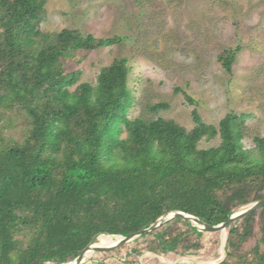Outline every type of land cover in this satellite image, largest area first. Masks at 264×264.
<instances>
[{"label": "trees", "instance_id": "obj_1", "mask_svg": "<svg viewBox=\"0 0 264 264\" xmlns=\"http://www.w3.org/2000/svg\"><path fill=\"white\" fill-rule=\"evenodd\" d=\"M43 14L44 0H0V264H60L100 232L126 236L176 210L218 224L264 198V134L244 146L247 114L230 111L212 124L193 108L189 129L163 117H130L127 58L103 66L93 84L78 83L81 70L66 72L63 63L125 37L45 32ZM238 49L218 55L229 73ZM17 125L19 136L11 133ZM216 137L217 145L199 147ZM205 232L219 231L177 217L135 241L145 239L153 253L184 254L201 249ZM226 232L216 264H264V207ZM125 245L101 241L109 249L95 252Z\"/></svg>", "mask_w": 264, "mask_h": 264}, {"label": "rangeland", "instance_id": "obj_2", "mask_svg": "<svg viewBox=\"0 0 264 264\" xmlns=\"http://www.w3.org/2000/svg\"><path fill=\"white\" fill-rule=\"evenodd\" d=\"M65 27L125 37L120 44L77 51L63 63L66 72L81 70L78 83L93 84L103 66L127 58L134 94L130 117H163L189 129L193 108L212 124L234 111L248 115L246 148L253 147V136L264 134V0H44L40 29ZM236 47L229 73L218 55ZM177 87L196 102L190 104ZM156 102L168 106L153 111ZM11 133L19 136V126ZM218 142L202 139L199 147ZM201 241L197 252L157 254L144 249L140 238L113 252H93L84 264H215L225 257L221 232H205ZM133 248L141 252L127 255Z\"/></svg>", "mask_w": 264, "mask_h": 264}, {"label": "water", "instance_id": "obj_3", "mask_svg": "<svg viewBox=\"0 0 264 264\" xmlns=\"http://www.w3.org/2000/svg\"><path fill=\"white\" fill-rule=\"evenodd\" d=\"M263 207H264V198L253 201V202L241 207L240 209L232 212L231 214L228 215V217L225 221L218 223V224L206 223V222L202 221L200 218H198L197 216L183 212V211H180V210H176V211H173L171 213H165V214L161 215L150 226L142 228L140 230H137V231H135L129 235H126V236L113 235V234L104 233V232L97 233L94 236V238L92 239L91 244L83 252H81L79 255H77L73 259H71L67 262H62L60 264H84L87 261V259L89 258L88 252L93 253L96 250L109 249L108 247H99L98 242H99V238L102 235L115 237V239L112 240L111 245L120 246V245L129 243V242L135 240L137 237H139L140 235H142L146 232L153 231V230L163 226L167 221L173 220L177 217H184L185 219H187L189 221V223H191V225H193L197 229L205 230V231H219V232L223 233L224 234V241L222 243V246L224 247L225 242H226V238H227L226 230H227L228 226L231 223L235 222L236 220L250 214L253 211H257Z\"/></svg>", "mask_w": 264, "mask_h": 264}, {"label": "bare ground", "instance_id": "obj_4", "mask_svg": "<svg viewBox=\"0 0 264 264\" xmlns=\"http://www.w3.org/2000/svg\"><path fill=\"white\" fill-rule=\"evenodd\" d=\"M115 239V237H110V236H107V235H102L100 238H99V242H98V245L101 241H108V242H112V240ZM224 241V234L222 233V243ZM222 249V248H221ZM92 253L91 252H88V255L90 257Z\"/></svg>", "mask_w": 264, "mask_h": 264}]
</instances>
